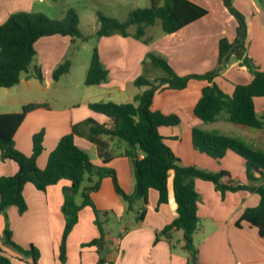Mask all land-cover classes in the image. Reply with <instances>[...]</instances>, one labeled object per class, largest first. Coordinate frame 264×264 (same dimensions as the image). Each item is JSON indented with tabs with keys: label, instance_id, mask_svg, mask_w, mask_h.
Segmentation results:
<instances>
[{
	"label": "crops",
	"instance_id": "obj_1",
	"mask_svg": "<svg viewBox=\"0 0 264 264\" xmlns=\"http://www.w3.org/2000/svg\"><path fill=\"white\" fill-rule=\"evenodd\" d=\"M189 1L204 8L207 14L176 32L164 33L159 22L146 27L142 39L120 34L94 38L93 46H96L100 62L108 75L100 85L85 86L84 78L90 59L79 63L80 84L89 87L87 90L72 81L76 61L73 47L77 40L72 42L58 35L38 39L34 45V65L21 75L17 85L0 88V113L18 112L29 103L45 105L26 114L14 133V147L30 155L33 134L43 131V150L36 159L37 166L42 169L58 140L73 131L74 143L87 153L94 165H102V154L108 152L112 158L106 166L114 171L119 187L128 194L132 193L134 176L131 155L142 158L144 154L139 148H130L114 137H91L86 122L104 124L107 118L92 112L88 104L133 102L134 97L146 89L134 85L137 77H161L154 75L156 68L146 59L148 53L162 56L178 76L204 74L217 67L218 42L222 38L230 43L234 41L236 21L222 0ZM231 4L243 14L247 36L245 52L232 53L224 68L212 80L226 95L232 94L235 85L251 82L247 59L264 71V0H231ZM30 5L31 0H0V24L11 13L29 10ZM65 60L70 62L68 72L53 80L52 71ZM35 70H39L42 80L35 77ZM207 85L210 83L190 79L183 89L164 88L155 92L151 109L178 118L177 124L160 127L159 133L182 166H195L210 172L224 170L231 180L250 184L245 160L233 151L228 150L221 159L215 160L192 146L191 130L198 128L240 138L252 148L264 151V128L259 130L229 122L225 114L212 123H204L194 116L193 108ZM253 104L256 115L260 117L264 112V97L254 98ZM17 169L14 161L0 157V176H11ZM252 176L258 178L259 173L252 171ZM172 178L170 171L166 183L167 202L158 203V193L150 189L142 211L140 201L135 202L131 211L127 210L126 201L116 193L110 177L100 180L98 189L90 194V198L97 210L107 212L104 264L192 262V256L184 248L182 231L173 228L164 233V228L177 217ZM90 179L95 181L96 177ZM69 185V181L60 180L44 191H38L27 183L22 191L26 210L19 214L17 208L11 206L6 211L12 241L22 248L34 246L38 251L36 264H98L96 246L86 245L99 236L94 213L89 206L78 211L76 223L66 237L65 260L60 261V244L65 226L61 212L62 189ZM86 185L88 183L84 181L80 190ZM194 188L199 195V226L193 235V244L197 249L195 260L202 264H264V237L245 221H241L240 227L235 226L246 208L259 203V196L246 190L226 191L222 195L210 181L202 179L194 180ZM78 195L76 203L81 204L82 197ZM5 225V218L0 214L2 251L11 264H31L30 257L24 258L3 245Z\"/></svg>",
	"mask_w": 264,
	"mask_h": 264
},
{
	"label": "trees",
	"instance_id": "obj_2",
	"mask_svg": "<svg viewBox=\"0 0 264 264\" xmlns=\"http://www.w3.org/2000/svg\"><path fill=\"white\" fill-rule=\"evenodd\" d=\"M224 6L236 21V37L233 42L222 38L218 42L217 67L204 74L178 76L171 69L167 61L154 53L146 54V59L156 69L163 72V76L149 79L143 75L134 80L137 87H146L133 102L117 104L113 102H93L88 108L95 113L104 115V124L87 121L91 137L107 135L117 138L130 148H139L144 156L138 158L132 154L134 190L128 194L118 185L114 171L106 166L111 160L108 152L102 154V165H94L87 153L78 147L73 140V131L62 136L55 148L49 153L44 168L36 164L37 157L43 150V131L32 136V152L25 155L14 147L13 136L22 120L31 111L45 107L43 104L29 103L23 105L18 112L0 113V157L2 160L14 161L17 172L11 176H0V214L5 218V228L2 233V243L10 247L22 257H30L31 264H36L37 249L30 245L22 248L11 239L6 211L9 207L17 208L19 214L26 210V203L22 194L25 184L30 183L38 191L56 184L60 180L70 182L62 189L63 202L61 212L65 219V226L60 244V261L65 260V241L68 233L77 220L78 211L89 206L94 213V224L98 228V238L87 243L96 246L99 254L98 264H104L105 251L104 223L107 212L99 211L91 201L90 194L98 189L99 182L104 177L112 179L114 189L127 203V210L131 211L136 201L141 203V211L147 204V194L150 189L158 193V203L167 202V176L173 173L172 189L176 204L177 217L164 228V233L175 228L182 231L184 248L190 256H197V249L193 244V235L199 226L197 207L199 195L194 188V180L210 181L222 195L226 191L236 192L246 190L259 196V203L255 207L246 208L235 226L240 227L241 221L255 227L258 234L264 237V151L254 149L242 139L207 132L198 128L191 130V142L195 150L219 160L226 151L230 150L242 157L246 162L247 179L250 184H242L230 179L228 172L219 170L210 172L195 166H182L179 159L171 152L159 133V128L173 126L178 123L174 115L166 116L151 109L152 97L160 89L180 90L185 88L190 79L206 81L210 85L202 89L201 97L193 108V114L204 123L216 121L221 114L227 116L229 122L246 125L262 130L264 128V112L258 117L254 110L253 99L264 97V71H260L250 60L246 66L252 74V80L246 85H235L231 95L223 93L212 80L226 65L232 53L245 52L247 25L242 13L236 10L231 0H222ZM207 11L189 0H150V6L131 10L127 18L120 22L115 18L96 13L98 27L92 37L100 38L114 34L132 36L142 39L145 29L160 21L162 31L170 34L178 31L187 24L205 16ZM77 14L68 9L62 20L49 19L41 13L17 11L9 14L0 24V88H11L17 85L23 73L29 71L35 56L34 45L42 37L58 35L67 37L72 42L80 39L87 41L77 28ZM134 28L130 33L129 28ZM70 68L69 60L59 64L51 74L53 80L67 73ZM34 75L42 80L39 70ZM108 72L100 62L96 46H93L90 62L84 78L85 86H95L107 80ZM252 171L259 173L258 178L252 176ZM90 177H96L93 181ZM87 181L83 189L80 187ZM82 197L81 204L75 202V196ZM141 213L139 212L140 218ZM0 264H11L9 258L0 247ZM202 264L195 260L194 263Z\"/></svg>",
	"mask_w": 264,
	"mask_h": 264
},
{
	"label": "rangeland",
	"instance_id": "obj_3",
	"mask_svg": "<svg viewBox=\"0 0 264 264\" xmlns=\"http://www.w3.org/2000/svg\"><path fill=\"white\" fill-rule=\"evenodd\" d=\"M149 6L150 0H31L29 10L23 11L41 13L54 20H62L68 9H73L76 12L78 18L77 28L89 39L87 41L77 39V43L73 47V51L75 50L76 53V61L72 70V81L79 83L81 88L87 90L89 87H82L83 85L80 84L78 67L79 63L89 60L91 57L95 38L92 37V34L98 27L96 13H101L122 22L131 10ZM159 22V20H156L155 23L159 24ZM128 30L133 32L134 28L131 27ZM32 65H34L33 61L30 66ZM154 75L163 76V72L160 69H154ZM78 200L79 195L75 196V202Z\"/></svg>",
	"mask_w": 264,
	"mask_h": 264
},
{
	"label": "water",
	"instance_id": "obj_4",
	"mask_svg": "<svg viewBox=\"0 0 264 264\" xmlns=\"http://www.w3.org/2000/svg\"><path fill=\"white\" fill-rule=\"evenodd\" d=\"M195 258H196L195 256H192V262H195Z\"/></svg>",
	"mask_w": 264,
	"mask_h": 264
},
{
	"label": "built area",
	"instance_id": "obj_5",
	"mask_svg": "<svg viewBox=\"0 0 264 264\" xmlns=\"http://www.w3.org/2000/svg\"><path fill=\"white\" fill-rule=\"evenodd\" d=\"M260 184H261V185H264V180H262V181L260 182Z\"/></svg>",
	"mask_w": 264,
	"mask_h": 264
}]
</instances>
